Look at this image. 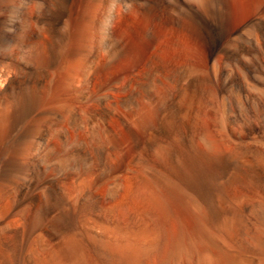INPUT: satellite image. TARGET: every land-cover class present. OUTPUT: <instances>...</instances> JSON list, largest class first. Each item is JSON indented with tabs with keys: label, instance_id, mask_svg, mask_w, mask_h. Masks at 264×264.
<instances>
[{
	"label": "bare ground",
	"instance_id": "6f19581e",
	"mask_svg": "<svg viewBox=\"0 0 264 264\" xmlns=\"http://www.w3.org/2000/svg\"><path fill=\"white\" fill-rule=\"evenodd\" d=\"M139 2L118 0V10L105 3L97 26L105 64L88 46L93 61L78 93L100 112L106 145L97 172L93 156L79 150L83 141H70L69 131L82 126L62 97L77 89L74 56L89 43L88 32L74 29V0L52 7L0 0V264H264V0H173L177 12L158 16ZM128 14L136 19L140 51L132 66L139 71L120 98L124 112L113 114L93 79L118 67L122 46L110 26ZM55 69L66 84L56 82ZM174 94L178 113L166 109L151 126ZM49 99L54 108L45 106ZM112 117L131 146L144 149L131 159L147 192L140 206H130L137 190L130 167L109 171L113 157L123 156ZM170 200L191 218L190 228L167 229L160 214Z\"/></svg>",
	"mask_w": 264,
	"mask_h": 264
},
{
	"label": "rangeland",
	"instance_id": "374dc122",
	"mask_svg": "<svg viewBox=\"0 0 264 264\" xmlns=\"http://www.w3.org/2000/svg\"><path fill=\"white\" fill-rule=\"evenodd\" d=\"M41 1L44 2V5L46 7H52L55 3H61L62 0H41ZM106 1L108 2V0H106ZM109 1L110 2L112 1V4L114 3V5H116L117 10L119 9V4L117 5L118 0H109ZM137 1L138 2L140 1L139 3L141 5L144 4L142 6L143 7L142 8L143 11H146L147 13H152L153 12L152 14H154V15H157V14L160 15V14H164V13H176L177 12L176 4L173 2V0H171L170 2H168V0H166V1L165 0H142V1L141 0H137ZM107 2H105V0H102V1H100V0H74V4L72 6L74 29L76 31L82 30L85 33L88 32V33H86V35L87 36L89 35L88 36L89 37V43H86L81 48H79V51H82V49H83V51L82 52H77L78 54L74 56V59H75L76 63H75V67H74V72L75 73H74L73 87L74 88H77V89L76 90L75 89H68L69 92H70V96H69V92L68 91L66 92L67 89H64V92H63V95H62L63 100H65V99L67 100V99L70 98L67 101L68 102L70 101L71 104L74 103L73 105L76 107V109H77V111L79 113L80 123H81V126H82L81 129H80V132L79 131L78 132H74L72 130L69 131L70 141H71V143H75V142H78L80 140L83 141V143L78 146L79 147V150L82 153L89 152L91 154V156H93L92 157V158H94L93 159V161H94L93 162V165L96 168L95 171H97V172H98V168L100 169V164L98 165L99 161L97 160V158H98V151H99L98 149H100L101 147L104 148V146L106 145V137L104 136L103 130H101L102 133L100 131V129L103 128L102 127L103 125H101L102 123H100L101 121H100V119L98 117V116H100V112L97 110V108L94 105L85 103L84 101H81L79 99V93L78 92L83 88L82 87V78H81L83 76V72L87 68L86 66L87 65L89 66L91 64V62L93 61V55H92V53L93 52H99V55H100L99 56L100 63L101 64H105V62H103V60L105 61L104 52H102V50H100L101 49V47H100V42H101V39L100 38H101V36H100L99 29L97 28V26H99V24L102 21H104V19H105V16H106L105 11L107 12V8H108V7H105V5L108 6L109 3H110V2H108V3ZM105 3H107L108 5L105 4ZM234 7H235L234 8L235 9V13L237 11H239V4H238V2H235L234 3ZM69 9L71 10V6L69 7ZM31 10H32V7L30 6L29 7V11H31ZM127 16L129 17L128 20L127 21H124L125 23L122 22V25L119 24V20L117 18H114L112 20L111 26H110L111 29H112V33L114 34L113 35L114 38L117 39L120 42L121 46H122V55L118 59V61H119L118 67H117V65H114V64L110 65L109 67L107 65L106 72L103 73V75H100L99 76L100 78L96 77L97 79L96 78L93 79V82L94 83L95 82L96 83L98 82L97 83L99 85V92H98V94L99 95H104V96H107L108 97V100H107V102H106L105 105H106V107L108 109H110L113 112V114H116V113H121L122 114L124 112V109L122 108V106L120 104V98H121V96H123V95L126 94V91H127V88H128V78H129L130 74L133 73V72L137 73L139 71L138 65L137 66H134V67L132 66L133 65V63H132L133 58H136V61L138 62V60H139V57H138L139 56V53L138 52L140 51V48H138L139 49V51H138L137 48L133 47V46H136L137 47V45H138L135 42V36H136L135 33H137V31H136V27H135L134 24H135V20L136 19L132 15H129L128 14ZM94 20H96L97 22L94 21ZM239 20H240V18H239L238 14H237L236 17H234V20H233L234 24L238 23ZM133 22H134V24H133ZM88 26H89V28H88ZM84 27H85V29H83ZM87 29H88V31H87ZM94 30H96L99 33V35ZM91 41L94 42V43H92ZM96 41H97V43H96ZM133 43H135V44H133ZM87 44H89V45H87ZM98 44H99V46H98ZM90 45H92V46H95L96 45L95 46V50H94V47L91 46V51H90L89 48H88V46H90ZM125 47H126V49H125ZM138 47H139V45H138ZM131 48H132V50H131ZM85 51H87V52H85ZM89 51L90 52L93 51V52L90 53ZM123 51H124V53H127V54H125L126 56L128 55L127 56V59H126V56L123 54ZM134 51H136L135 52L136 55L133 54ZM88 52L91 55L88 54ZM130 52H131V54H130ZM82 56H84V57L82 58ZM122 58H123V60H122ZM46 59H48V55L46 56ZM87 59H88V61H87ZM84 60H86V61H84ZM124 61H126V62H124ZM80 62L81 63L84 62L83 65ZM79 63H80L81 66L79 65ZM137 64H139V63H137ZM200 66L202 68H205L204 61H202V63L200 64ZM126 68H128V69H126ZM53 76L55 77L56 82H58V83L60 81H62L63 78H64L65 79L64 81H65V84H66L67 81H66V78L63 76V72H61V71L58 72L55 69L53 71ZM64 81H62V82L64 83ZM179 84H181V85H179ZM179 84H177V87L178 88L180 86H182V83L181 82ZM90 90L93 91V87H91ZM176 93H177V90H176ZM71 94H72L73 97H75L74 99H72ZM66 97H68V98H66ZM176 100H177V95L174 94L173 97L171 99H169L170 103L168 101L167 103H165L164 108L163 109H160L158 111V113L156 115L157 118L154 116V118L152 119L153 121H152L151 126L155 127L157 125V123H156L157 121H155V120H157L158 119V116H160V115L161 116H165V115L169 114L171 117H173V116L176 115V113H178V111H177V105H178V103H177ZM80 102H82V103H80ZM198 102L200 104L203 101H200L199 100ZM172 103L173 104H176L177 103V104L176 105H172ZM45 106L47 108H54V106H56L55 99H49L46 102V105ZM84 109H85V111H84ZM166 109H168V110H166ZM165 110L167 112L170 110L169 111L170 113L169 112L168 113L165 112ZM164 113H165V115H164ZM81 115H83V118L81 117ZM112 118L114 119V121H113ZM112 118H111L112 121L108 120L109 121L108 122V126L113 129L114 133L116 134L117 139L120 141V143H121V149L123 151V156L121 158L113 157V160H111V165H110V170L109 171H110V173H111V171L114 173V171L115 172L121 171V170L124 171L126 168L130 167V170H128V171L134 177V181H136V183H137L136 186H135V187H137V190H135V193L131 197L130 206L133 207L134 204H135V206H140L142 203H145L143 201V197L144 196H147V192L139 184L138 174L141 173L142 167H140L134 161L132 163L131 159H132L133 156L136 157V156H139V155H143L144 154V152H143L144 149H142V148L134 149L131 146V144L129 143V141L127 140V138H126L123 130L120 128L119 125H117L118 122L115 120L116 118L115 117H112ZM66 120H67V118H66ZM66 120H65V126L68 127L69 126V121L67 122ZM187 123H188V121H187ZM187 123H186V127H188V129L185 127V132L188 133V134L186 133V135L188 137V135L190 136V134L192 133V131L191 132L188 131V130H190V123H191V121H189L188 124ZM202 124L204 126H206V128H207V126L210 125V118H209V116H205L203 118ZM95 127H97V129ZM94 129L96 131L99 130L100 133H96ZM81 132H83L84 134L81 133ZM71 133H73V134L71 135ZM74 133H75V135H74ZM146 133H147L146 130H143L141 132L137 131V134H139L138 135L139 141H141V143H143L145 141L144 139H146V137H147V134ZM81 134H83L82 137L81 136L79 137L78 135H81ZM100 134H102L103 137L100 136ZM102 142H104V144ZM84 146H85V148H84ZM141 151L143 152V154H142ZM138 153H140V154H138ZM128 156H130V160H129V157ZM121 160H123V161H121ZM112 161H115V162H112ZM127 161H130V162L128 163ZM136 164H137V166H136ZM117 168H120V169H117ZM122 184L124 186L125 185V181H123ZM105 192H106V186L104 184L103 186H101L98 189V193L102 197H104L105 196ZM131 202H133V203H131ZM169 204L170 205L165 209V211L160 214V217L161 218H164L165 220L167 219L166 220V224L168 225L167 226V229L168 230H170V229L172 230V228H173L172 231L170 230L171 231L170 233L171 234H173V233L175 234L176 227L179 224H183L184 226H186V228H190L192 226V221H191V218L188 216V214H186L184 212V210H182V208H179L180 206L177 203L172 202L170 200ZM172 213H173V217L175 216L174 218L171 217ZM171 218H172V221H173L172 222V225H171V222H170L171 221ZM173 219H175V220L177 219V220L174 222ZM173 224L174 225L176 224V226L175 227H172Z\"/></svg>",
	"mask_w": 264,
	"mask_h": 264
}]
</instances>
